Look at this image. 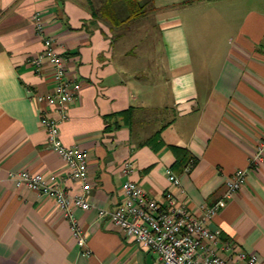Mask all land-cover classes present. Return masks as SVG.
<instances>
[{
    "label": "crops",
    "instance_id": "1",
    "mask_svg": "<svg viewBox=\"0 0 264 264\" xmlns=\"http://www.w3.org/2000/svg\"><path fill=\"white\" fill-rule=\"evenodd\" d=\"M89 1L96 3L0 0V264H161L99 211L116 208L131 180L154 200L171 194L201 219L239 169L245 185L208 228L264 264V161L250 168L264 137V0H152L146 17L131 23L140 39L114 37ZM46 39L81 86L59 130L65 147L88 157L92 207L72 214L89 254L54 200L10 178L20 170L56 174L71 195L83 193L41 124L42 115L60 119L56 105L38 100L54 86L49 62L40 70L32 63ZM158 131L160 140L147 143ZM172 146L195 165L175 171Z\"/></svg>",
    "mask_w": 264,
    "mask_h": 264
},
{
    "label": "built area",
    "instance_id": "2",
    "mask_svg": "<svg viewBox=\"0 0 264 264\" xmlns=\"http://www.w3.org/2000/svg\"><path fill=\"white\" fill-rule=\"evenodd\" d=\"M39 32L43 30L41 19L35 17ZM45 51L37 55L32 63L40 70L42 62L51 65L50 79L54 86L44 96H38L41 103L56 105L60 114L59 121L41 117V124L47 133L49 148L66 163L69 178L81 183L83 193L73 196L60 186L61 179L56 174H43L20 170L10 173L15 188L36 191L55 201L62 209L64 217L71 224V232L78 246L85 254V233L74 223L73 209L84 211L91 209L87 199L91 190L88 180V157L79 147H65L60 140L59 124L67 119L66 104L73 102L80 92V83L69 78L63 57L56 53L52 39L44 42ZM264 161V137L258 141L255 154L250 159V168L260 166ZM132 168V166H130ZM247 171L239 169L226 180V190L217 205L209 209L203 218L179 205L171 194H166L165 201H157L135 182L128 180L122 186V200L111 211L100 210V217H108L128 240L134 241L146 251L155 253L161 264H227L228 260L237 263L263 264L255 254L247 256L235 244L224 241L221 231H212L208 222L217 208L225 205L246 183ZM170 180L175 186L179 181L173 175ZM166 203V204H165ZM232 254V257L229 254Z\"/></svg>",
    "mask_w": 264,
    "mask_h": 264
},
{
    "label": "trees",
    "instance_id": "3",
    "mask_svg": "<svg viewBox=\"0 0 264 264\" xmlns=\"http://www.w3.org/2000/svg\"><path fill=\"white\" fill-rule=\"evenodd\" d=\"M123 4L126 15L120 16L118 6ZM89 8L92 16L95 19H100L110 25L111 32L117 37L127 32L131 27V23L140 20L153 9L152 0H96V3L89 1ZM134 113V111L126 112L127 115ZM160 132L154 135L153 139H149L147 143H155L159 141ZM152 141V142H151ZM160 143L158 147H160ZM176 162L173 169L182 172L186 169H191L196 161L192 155L183 148L172 146Z\"/></svg>",
    "mask_w": 264,
    "mask_h": 264
},
{
    "label": "rangeland",
    "instance_id": "4",
    "mask_svg": "<svg viewBox=\"0 0 264 264\" xmlns=\"http://www.w3.org/2000/svg\"><path fill=\"white\" fill-rule=\"evenodd\" d=\"M118 9H119L118 11H119L120 16H124V15H126V13H124V12H126V11H125L124 6H123L122 3L119 4ZM135 27H136V26H135ZM127 30H128L127 32H128L129 35L132 34L131 36H136V39H140V35H138V34H136V33L134 32L133 26L129 27ZM129 35H128V37H130ZM141 36H142V35H141ZM114 37H117V36L114 35ZM152 37H155V35H153ZM145 41H149L148 38H145L144 42H145ZM119 46H120V44H119L118 41H117V43H116V47H119ZM142 46H143L144 48H149V47H150V44H143Z\"/></svg>",
    "mask_w": 264,
    "mask_h": 264
}]
</instances>
